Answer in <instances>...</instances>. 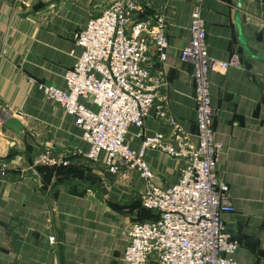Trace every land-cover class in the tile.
<instances>
[{
	"label": "crops",
	"instance_id": "0c3cea01",
	"mask_svg": "<svg viewBox=\"0 0 264 264\" xmlns=\"http://www.w3.org/2000/svg\"><path fill=\"white\" fill-rule=\"evenodd\" d=\"M115 1L0 0V164L8 167L0 175V264H126L128 228L154 217L140 201L148 181L139 172H110L105 152L90 159L75 117L40 90L67 89L65 75L82 53L75 35ZM144 2L143 18L160 11L167 24L168 60L150 59L154 72H166L168 117L160 116L157 101L143 129L129 126L127 143L139 151L144 137L169 139L173 119L196 145L193 66L181 52L197 0ZM201 13L210 57L238 59L209 76L222 145L216 173L234 207L223 219L240 242L236 264H264V21L254 0H203ZM45 153L57 163L34 167ZM144 160L155 186L178 182L183 159L150 149ZM45 166L53 171L49 179Z\"/></svg>",
	"mask_w": 264,
	"mask_h": 264
},
{
	"label": "built area",
	"instance_id": "2783aa9c",
	"mask_svg": "<svg viewBox=\"0 0 264 264\" xmlns=\"http://www.w3.org/2000/svg\"><path fill=\"white\" fill-rule=\"evenodd\" d=\"M203 0H197L191 22V39L181 52V60L193 66L197 144L170 120L172 137H144L139 151L127 143L130 125L143 129L151 109L160 100V116L167 89L166 72L153 71L150 54L161 64L168 60L167 24L160 11L143 18L144 0H117L75 35L82 53L65 75L67 89L41 84L40 90L75 117L76 126L91 145L88 157L97 160L107 154V167L116 174L122 170L139 172L148 189L141 196L144 208L157 219L134 223L128 228L126 264H236L240 247L223 219L234 212L229 187L217 176L222 145L216 141V108L211 100V72H225L238 65L233 57L223 62L210 57L208 32L202 17ZM87 100L93 109L81 103ZM183 159L178 182L161 188L152 183L154 173L144 160L148 150ZM45 153L34 167L56 164ZM8 167L0 164V175ZM51 243L55 238L50 239Z\"/></svg>",
	"mask_w": 264,
	"mask_h": 264
},
{
	"label": "water",
	"instance_id": "95a60500",
	"mask_svg": "<svg viewBox=\"0 0 264 264\" xmlns=\"http://www.w3.org/2000/svg\"><path fill=\"white\" fill-rule=\"evenodd\" d=\"M254 3L256 5L258 14L261 16L262 20L264 21V0H254ZM262 35H264V29L259 34V37H261Z\"/></svg>",
	"mask_w": 264,
	"mask_h": 264
},
{
	"label": "trees",
	"instance_id": "16d2710c",
	"mask_svg": "<svg viewBox=\"0 0 264 264\" xmlns=\"http://www.w3.org/2000/svg\"><path fill=\"white\" fill-rule=\"evenodd\" d=\"M55 169H58L57 167L55 168ZM40 170H42V171H44V172H46V176H47V179H49L50 178V176H51V174L53 173V171L51 170V169H49V167H42V168H40ZM145 210H146V208H144ZM147 211H149V212H151V213H153L154 214V217H153V219L152 220H155V219H157V217H158V214L157 213H155V212H152V211H150V210H148L147 209ZM152 220H150V221H152Z\"/></svg>",
	"mask_w": 264,
	"mask_h": 264
}]
</instances>
